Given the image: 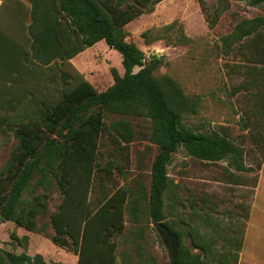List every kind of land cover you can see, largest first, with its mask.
<instances>
[{
    "label": "trees",
    "instance_id": "trees-1",
    "mask_svg": "<svg viewBox=\"0 0 264 264\" xmlns=\"http://www.w3.org/2000/svg\"><path fill=\"white\" fill-rule=\"evenodd\" d=\"M24 1L26 8L20 6L27 22L25 18L12 19L10 30L0 14V134L11 132L17 139L0 171V219L27 231L41 229L38 217L46 208L49 193L57 188L61 201L49 214L53 229L50 241L76 254V264H151L139 245L138 260L133 261L130 253L119 258L117 253L116 236L125 230V212L139 221L143 194L129 186L114 185L113 179L115 170L123 173L129 164L130 143L135 137L131 121L122 117L105 123L111 115L143 116L151 120L149 140L158 150L151 162L142 211L152 223L161 222L177 236L173 264H238L249 206H239L242 221L239 213L220 211L218 203L206 196H191L185 227L196 252L182 244L181 233L165 218L164 194L171 184L168 166L179 148L205 163L226 161L235 171L252 172L254 167L244 163V149L226 133L186 126L183 116L197 113V100L172 77L153 74L159 57L152 56L145 64L144 52L125 40L124 26L162 0ZM246 1L251 6L264 3ZM227 4V0H220L211 14L200 2L210 28ZM18 8L14 15L20 12ZM176 25H166L161 32L171 33L176 42H187ZM100 40L121 55L123 75L112 68L113 83L99 92L82 74L72 86L70 59ZM221 45L225 54L235 47L246 54L252 66L264 67V13L240 20L221 37ZM249 87L256 89L259 110L253 118L246 115L244 126L251 128V139L264 149V73L251 74L242 85ZM105 141L110 152L102 164L100 146ZM228 178L232 185L244 184L231 173ZM256 183L255 178L251 188ZM36 187L42 192L34 195ZM11 237L21 245L15 233ZM0 264L47 262L40 253L0 248Z\"/></svg>",
    "mask_w": 264,
    "mask_h": 264
},
{
    "label": "rangeland",
    "instance_id": "rangeland-1",
    "mask_svg": "<svg viewBox=\"0 0 264 264\" xmlns=\"http://www.w3.org/2000/svg\"><path fill=\"white\" fill-rule=\"evenodd\" d=\"M7 1L0 0V14L3 22L7 24L5 27L12 30L13 26L9 24L12 19L17 21L25 18L27 22V17L22 15L24 9L20 4L26 8L28 3L18 0L20 2L18 4L12 0L5 6ZM201 1L211 14L214 8L220 5V0H162L151 11L141 14L124 26L125 40L135 43L144 52V63L152 56L161 59L153 74L157 77L162 75L172 77L189 97L197 100V113L185 114L184 124L195 131L226 133L236 145L244 149V163L254 167L252 172H240L228 167L226 161L205 163L189 156L183 148L172 154L168 166L171 184L164 194L165 218L181 233L182 244L192 252L196 250L191 246L185 227L190 210L188 199H191V196H206L209 201L218 203L220 211L231 210L236 215L239 213V219L243 221L242 207L239 206L242 204L251 209L255 192L251 185L255 178L258 181L260 169L264 165V149L251 139V128L244 126L246 115L253 118L259 110L257 97L254 95L256 89L242 88L251 74L264 73V67L252 66V63L246 60V54L235 47L231 53L225 54L221 45V37L229 33L240 20L262 15L264 3L251 6L246 0H227L228 8L220 14L217 24L210 28L201 10ZM18 7L20 12L14 15ZM8 11L13 12H10V15ZM25 13L28 14L27 10ZM174 22L177 24L175 29L183 31L189 39L187 42H176L171 33L161 32L164 26ZM70 63L71 67L65 66L71 74L69 83L74 86L82 74L98 92L113 83L112 68L120 75L124 72L121 55L115 49L109 48L104 40L76 55ZM138 69L136 67L135 71ZM122 117L131 121L135 137L130 143L129 164L123 173L114 171V185H125L135 191H141L143 200L138 210L139 221H134L129 212H125V230L116 236L117 253L119 258L122 257V253H130L133 261L138 260L139 245L140 252L151 259V264H172L169 246L142 211L146 208L143 204L147 201L151 162L158 150L149 140L151 120L143 116L111 115L105 118V123L109 124L112 120ZM16 143L17 139L11 132L0 134V171ZM108 145L109 143L105 141L100 146L99 160L102 164L109 156ZM116 159L120 162L118 156ZM229 173L233 174L239 183L244 184L228 183L231 181L228 178ZM261 180L255 201L257 207L254 210V220H258V226L260 221L264 222L258 210L264 209V167ZM32 192L34 195L39 194L42 188L36 187ZM60 201L59 191L57 188L52 189L46 201V208L38 217V225L42 227L37 231H27L12 221L0 219V248L15 253L25 251L29 255L40 253L47 264H76V254L50 241L53 229L49 214L58 208ZM225 218L228 220L227 216ZM251 227L256 226L251 223ZM12 233L21 239V245L12 239Z\"/></svg>",
    "mask_w": 264,
    "mask_h": 264
},
{
    "label": "crops",
    "instance_id": "crops-1",
    "mask_svg": "<svg viewBox=\"0 0 264 264\" xmlns=\"http://www.w3.org/2000/svg\"><path fill=\"white\" fill-rule=\"evenodd\" d=\"M75 57L71 58L70 61H73ZM263 167L264 165L260 169V176L254 189L255 192L250 214L246 220V230L238 264H264V222L259 220L261 223L258 226V220H254V210L257 207L255 201L262 182ZM258 210L260 212V218H264V209ZM251 223L256 227H251Z\"/></svg>",
    "mask_w": 264,
    "mask_h": 264
},
{
    "label": "water",
    "instance_id": "water-1",
    "mask_svg": "<svg viewBox=\"0 0 264 264\" xmlns=\"http://www.w3.org/2000/svg\"><path fill=\"white\" fill-rule=\"evenodd\" d=\"M147 64V63H145ZM153 226L157 229L160 236L163 238V240L166 242V244L169 246L170 249V258L171 263L173 264L175 261L177 249H178V239L177 236L172 233L168 227L163 225L161 222H155L153 223Z\"/></svg>",
    "mask_w": 264,
    "mask_h": 264
}]
</instances>
